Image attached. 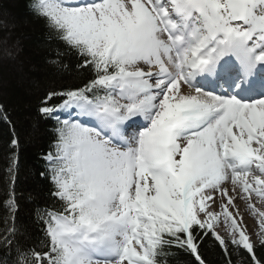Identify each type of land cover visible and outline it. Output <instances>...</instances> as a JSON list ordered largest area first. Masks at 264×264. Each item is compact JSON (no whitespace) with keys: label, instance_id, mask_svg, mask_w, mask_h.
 <instances>
[{"label":"snow or ice","instance_id":"1","mask_svg":"<svg viewBox=\"0 0 264 264\" xmlns=\"http://www.w3.org/2000/svg\"><path fill=\"white\" fill-rule=\"evenodd\" d=\"M7 2L0 53L15 59ZM19 3L65 50L46 63L65 71L70 55L86 75L36 97L50 125L39 238L19 222L20 135L0 104V264H212L210 240L218 264H264V0Z\"/></svg>","mask_w":264,"mask_h":264},{"label":"trees","instance_id":"2","mask_svg":"<svg viewBox=\"0 0 264 264\" xmlns=\"http://www.w3.org/2000/svg\"><path fill=\"white\" fill-rule=\"evenodd\" d=\"M5 8L17 20L9 44L18 42L20 51L15 59L3 58L0 53V104L9 109L20 135L19 147L15 150L19 157L16 181L17 196L20 198L19 222L28 227L29 235L39 238L41 234L33 231L39 228L35 213L38 205L43 207L47 186L39 181L37 172L43 164L39 155L42 150H47L50 142L46 131L50 125L39 121L36 97L48 87L78 83L86 73L74 71L75 59L70 55L64 58V63L69 65L65 71L48 65L47 60L55 59L57 52L65 50L58 42L49 39L48 30L41 21L22 14L24 9L19 0H8ZM4 35L0 32V39ZM34 127H38L37 132L32 131ZM10 138L11 129L0 122V190L7 180L8 158L12 154L9 151ZM4 216L5 211L0 208V220ZM205 249L212 264H218L220 256L211 240ZM233 255L239 264L242 257L236 252ZM186 260L185 256L177 255L170 259L169 264H186Z\"/></svg>","mask_w":264,"mask_h":264},{"label":"rangeland","instance_id":"3","mask_svg":"<svg viewBox=\"0 0 264 264\" xmlns=\"http://www.w3.org/2000/svg\"><path fill=\"white\" fill-rule=\"evenodd\" d=\"M240 206L242 208V210L244 209V205L242 202H240ZM245 221L248 224L249 230L250 231H254V219L250 216V215H246L245 216Z\"/></svg>","mask_w":264,"mask_h":264}]
</instances>
